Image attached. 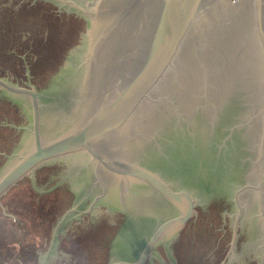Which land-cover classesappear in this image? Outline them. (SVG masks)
<instances>
[{
    "label": "water",
    "instance_id": "obj_1",
    "mask_svg": "<svg viewBox=\"0 0 264 264\" xmlns=\"http://www.w3.org/2000/svg\"><path fill=\"white\" fill-rule=\"evenodd\" d=\"M0 155V264H264V0H0Z\"/></svg>",
    "mask_w": 264,
    "mask_h": 264
},
{
    "label": "trees",
    "instance_id": "obj_2",
    "mask_svg": "<svg viewBox=\"0 0 264 264\" xmlns=\"http://www.w3.org/2000/svg\"><path fill=\"white\" fill-rule=\"evenodd\" d=\"M63 14H66L70 18H73V20L77 21L78 24H79V30L81 31L80 33L83 32V29H84V21L80 17H77V16H75L73 14H68L66 12H64ZM67 60H68V56H66L65 61L63 63V66L60 67V69H59L60 72L66 67L67 62H68ZM30 70L32 71L31 67H30ZM59 71H58V68L56 66V68L53 69L52 73L55 74V73H57ZM58 74H56V75H58ZM35 84L37 85L36 82H35ZM49 85H50V83L47 82L45 85H43L42 87H39V88H47ZM3 102H4V104H6L8 107H10L14 111V113H15V115L17 117V121L18 122H23V123L26 122L25 117H24L25 115L22 113V111H21V109L19 107H17L15 104H12L8 99H3ZM16 138H17V135H16ZM10 142H11V140H10V138H8V140H7L8 147L11 148L13 145H11ZM7 152L9 153L10 150L7 151ZM4 161H5V158L0 155V165ZM52 165L54 167L58 166L61 169V175H62V176L60 175V176H57L56 177V178L59 179L60 184L58 182L57 187H56L55 190L56 191L58 190V195H59V200H60L59 203H63V206H62V210L60 211V213L58 212L55 215V217L53 218L52 224L55 225V223H56V216L57 215L59 216L60 214H62L65 211V209L69 206V204H67V202L65 201L69 197L68 191L70 192L71 200L73 199L74 194H73V192L71 190V187H69V182H68V180L66 178L67 168H66L65 164L60 163V162L44 163L41 166H39L35 170V172L38 171V170H40V169H42V168L45 169L46 167H50ZM26 178H24L23 180L19 181L18 184L20 185V184L24 183V181H26L25 180ZM20 187H22V186H19V187L17 186V188L15 186V188H13V190L14 189H18ZM63 188H64V190H67V192H64ZM64 198H65V200H64ZM64 201H65V204H64ZM116 216H117L116 219L113 218L112 220L107 221L108 224H106L102 229H100L99 230L100 232H98V233H96V234L93 235V238L94 237L95 238L97 237L96 240H105V243L103 245V250L106 252V256L107 257L109 256V258L107 259V260H109V262L111 261V259L113 258L114 254H115V249H117V247H118V244L116 246L114 244L116 243V237H117L118 232H119V230L121 228L120 226H121L122 223H124L127 220V219H125L121 215L120 216L116 215ZM108 237H109V239H108ZM107 260H105V261H107Z\"/></svg>",
    "mask_w": 264,
    "mask_h": 264
},
{
    "label": "flooded vegetation",
    "instance_id": "obj_3",
    "mask_svg": "<svg viewBox=\"0 0 264 264\" xmlns=\"http://www.w3.org/2000/svg\"><path fill=\"white\" fill-rule=\"evenodd\" d=\"M54 7H55V6H54ZM60 12H61V13H64V11H59V10L56 11V10H55V15H57L58 17H61L62 14H61ZM81 41H82V39L79 40V45H77V46H80V45H81ZM77 46H76V47H77ZM76 47H75V49H76ZM75 49H73V50L71 51V54H74V53H75ZM69 52H70V51H69ZM69 52H67V53H69ZM71 54L69 53L68 59H70ZM65 55H66V54H65ZM65 58H66V56H63V55L60 57L61 60L59 59V60H60V63L58 64V66H60L62 63H64ZM67 61H68V60H67ZM58 62H59V61H58ZM120 215L123 216V217L126 219V217L124 216V214H122V213H121V214H118V216H120ZM121 218H122V217H121ZM236 232H237V231H236ZM253 234H255V233L253 232ZM239 236H240V235H239ZM246 237H247V234H246ZM244 248H247V247H244ZM231 252H232V250H231ZM231 252L229 253L228 256H232Z\"/></svg>",
    "mask_w": 264,
    "mask_h": 264
}]
</instances>
